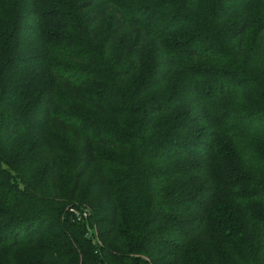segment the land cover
Returning a JSON list of instances; mask_svg holds the SVG:
<instances>
[{
	"label": "trees",
	"instance_id": "16d2710c",
	"mask_svg": "<svg viewBox=\"0 0 264 264\" xmlns=\"http://www.w3.org/2000/svg\"><path fill=\"white\" fill-rule=\"evenodd\" d=\"M147 263L264 264V0H0V264Z\"/></svg>",
	"mask_w": 264,
	"mask_h": 264
},
{
	"label": "rangeland",
	"instance_id": "374dc122",
	"mask_svg": "<svg viewBox=\"0 0 264 264\" xmlns=\"http://www.w3.org/2000/svg\"><path fill=\"white\" fill-rule=\"evenodd\" d=\"M79 198L74 205L69 204L68 206H65L63 213L67 218H71L73 221L84 223L89 234L88 237L93 240V243L100 246L101 239L98 236V231L95 229L93 221L89 219V213L91 212L90 210H92L91 205L87 202L79 201ZM143 260L150 262L147 258H143Z\"/></svg>",
	"mask_w": 264,
	"mask_h": 264
}]
</instances>
